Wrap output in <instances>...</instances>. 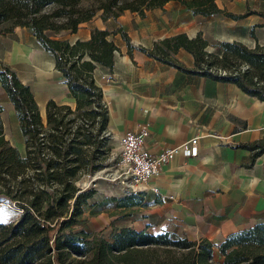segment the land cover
Returning <instances> with one entry per match:
<instances>
[{"label":"trees","instance_id":"16d2710c","mask_svg":"<svg viewBox=\"0 0 264 264\" xmlns=\"http://www.w3.org/2000/svg\"><path fill=\"white\" fill-rule=\"evenodd\" d=\"M84 1L0 0V23H9L3 31L14 26L30 29L42 48L54 55L55 67L74 101L72 107L48 99L43 122L30 86L0 61V85L15 111L24 142V152H20L5 139L0 107V202L21 210L15 220L0 222V264H264V221L228 234L217 246L205 238H171L164 231L150 233L131 226L113 227L107 236L77 227L87 209L97 214L106 200L91 202L96 189L77 182L108 165L107 107L92 72L97 65L111 70L116 45L111 40L114 31L108 29L93 28L89 38L72 43L61 32H75L97 12L104 20L124 10L143 15L170 0ZM174 1L192 15L222 14L236 20L256 13L264 18V11L230 13L216 0ZM117 31L128 50L134 48L126 32ZM250 35L254 36L253 28ZM210 41L202 31L191 37L177 32L154 41L151 48H136L184 72L232 82L264 101V45L219 40L215 45L219 50L209 51ZM180 48L191 54L192 67L176 57ZM242 146L253 152L252 157L260 154L264 136ZM111 199L116 201V213L123 215L142 203L140 192ZM159 249L162 255L154 256Z\"/></svg>","mask_w":264,"mask_h":264},{"label":"crops","instance_id":"0c3cea01","mask_svg":"<svg viewBox=\"0 0 264 264\" xmlns=\"http://www.w3.org/2000/svg\"><path fill=\"white\" fill-rule=\"evenodd\" d=\"M175 6L188 17L200 16L170 0L162 7L146 10L141 17L132 16L138 14L135 11L124 10L116 18L104 20L97 12L65 37L72 43L89 38L93 28L114 31L111 40L116 52L111 70L97 65L92 72L107 107V132L112 147L118 148L121 136L142 132L148 154L158 155L200 134L196 156L178 151L139 189L142 203L146 204L134 205L126 215L112 216L110 212V218L118 217L113 227L164 231L171 238H205L217 246L228 234L264 221V152L252 157L253 152L242 146L264 136V101L232 82L184 72L136 48H151L154 41L177 33L173 23L169 24L161 14L162 9ZM255 16L249 14L236 20L207 16L218 21L213 29L204 24L178 32L191 37L202 31L217 40H238L249 47L264 45V26L253 27L254 36L250 35ZM126 17L130 22L133 17L139 21L135 27H127ZM227 27L234 30L225 31ZM118 28L126 32L134 48L128 50ZM36 39L24 26L0 32V61L30 86L45 122L48 99L72 107L74 101L55 67L54 55ZM176 57L186 67H192L193 58L186 50L178 49ZM2 104H7L10 118L6 120L1 112L4 137L24 152L23 137L12 136V128L19 127L18 121L0 85ZM100 213L104 211L97 214Z\"/></svg>","mask_w":264,"mask_h":264},{"label":"rangeland","instance_id":"374dc122","mask_svg":"<svg viewBox=\"0 0 264 264\" xmlns=\"http://www.w3.org/2000/svg\"><path fill=\"white\" fill-rule=\"evenodd\" d=\"M89 1L90 0H85L84 4L88 3ZM216 2L220 8L225 9L226 11H230V13L231 12L243 13L248 9L257 10V11L264 9V3H262L261 0H216ZM146 12H148V10ZM152 14L155 15L157 13H154L153 11ZM161 14H163L164 18L167 19L169 24L173 23L172 27H173V30L176 32H178V30L181 31L182 28L192 29V28H196L199 26L200 27L204 26V24L208 28L213 29L215 27V22H218V21L212 20L213 18L202 17L201 15L196 16V17H188L185 11L183 12L182 10H179V8H177L176 6L169 7V9H165V10L162 9ZM249 14L255 15L256 13H249ZM249 14H247L246 16H248ZM137 15L140 17L142 16V14L141 15L136 14V13L132 14V16H137ZM221 16H224V15L221 14ZM259 16L260 15H258L257 17V14H256L255 24L264 23V18H262L261 16L259 17ZM224 17H227V16H224ZM138 21L139 20L137 21L134 20V17H133L130 22L128 17H126V26L128 27L132 25L131 27H135ZM183 22H187V23L184 24ZM255 24L252 25V28L255 27ZM8 25L9 23H0V32H4L3 30H6L8 28ZM227 28H225V31L234 30V29H231V27H227ZM61 33L63 36L68 35V31H62ZM206 35L211 38L210 45H208L206 49L209 51H218L219 48L218 46H215V45H216V42L219 40L214 39L209 34H206ZM230 41L232 40H229V42ZM244 67L245 65L242 68ZM0 107H1L2 115L4 116L6 120H8L9 115H8L7 104L6 105L2 104L0 105ZM12 136L14 137V139H17V138L20 139L22 137L19 127H16L15 129L12 128ZM18 142L19 141H16V143ZM107 162H108V165H106L104 168L100 170L95 171L91 175L90 178L84 175L77 182L78 185L82 187L91 185L96 189L94 198L91 200V202H99L104 198L106 199L104 200L105 204H103L102 206V211H104V213L91 215L87 209V211L85 212V218L79 223L77 227L83 228L86 231L102 232L103 234H105V236H107L108 233L111 231V229H113V226H114L113 221L118 219V217L116 216L110 218L111 216L110 212H112L111 213L112 216L113 214L114 215L120 214V213H116V211H118L115 208L116 201L112 200L111 198H116V197L121 198L122 196H124L123 195V192L125 191L124 189H126V187L122 183L123 178L121 176H118L120 175L119 174L120 169H117V166L114 165L111 160H107ZM95 208L96 207H94V209ZM20 211L21 210L19 208L15 207L11 203H7L3 201L0 202V222L8 223L10 221L15 220L16 217L19 215ZM162 253H163L162 249H159L153 255L154 256L162 255ZM215 259L218 261L221 260V256H219L217 252H215Z\"/></svg>","mask_w":264,"mask_h":264},{"label":"built area","instance_id":"2783aa9c","mask_svg":"<svg viewBox=\"0 0 264 264\" xmlns=\"http://www.w3.org/2000/svg\"><path fill=\"white\" fill-rule=\"evenodd\" d=\"M105 134L110 137L108 132ZM199 138L200 134L196 133L182 145L166 148L158 155H150L144 147L142 132L121 136L118 148L111 146L107 160H111L117 169H120L118 176L123 178L122 183L126 187L123 195L138 192L150 177L159 172L163 164L174 158L178 151L188 156H196Z\"/></svg>","mask_w":264,"mask_h":264}]
</instances>
